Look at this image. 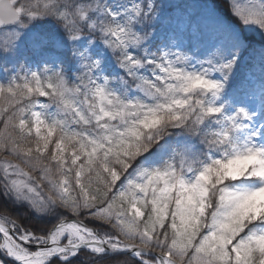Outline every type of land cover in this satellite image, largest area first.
Returning a JSON list of instances; mask_svg holds the SVG:
<instances>
[{"label": "snow or ice", "instance_id": "snow-or-ice-1", "mask_svg": "<svg viewBox=\"0 0 264 264\" xmlns=\"http://www.w3.org/2000/svg\"><path fill=\"white\" fill-rule=\"evenodd\" d=\"M0 0V264H264V0Z\"/></svg>", "mask_w": 264, "mask_h": 264}, {"label": "trees", "instance_id": "trees-1", "mask_svg": "<svg viewBox=\"0 0 264 264\" xmlns=\"http://www.w3.org/2000/svg\"><path fill=\"white\" fill-rule=\"evenodd\" d=\"M217 2H218V3H221V8H222V10L226 13V12H227V8H226V5H224V4L222 3V0H217Z\"/></svg>", "mask_w": 264, "mask_h": 264}, {"label": "rangeland", "instance_id": "rangeland-1", "mask_svg": "<svg viewBox=\"0 0 264 264\" xmlns=\"http://www.w3.org/2000/svg\"><path fill=\"white\" fill-rule=\"evenodd\" d=\"M0 39H3V36L2 35H0Z\"/></svg>", "mask_w": 264, "mask_h": 264}]
</instances>
